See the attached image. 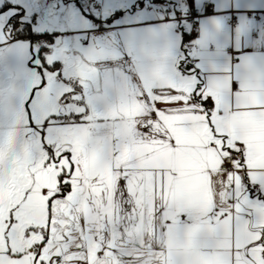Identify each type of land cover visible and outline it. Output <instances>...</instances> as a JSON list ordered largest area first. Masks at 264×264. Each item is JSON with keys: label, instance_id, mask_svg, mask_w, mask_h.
I'll list each match as a JSON object with an SVG mask.
<instances>
[{"label": "snow or ice", "instance_id": "snow-or-ice-1", "mask_svg": "<svg viewBox=\"0 0 264 264\" xmlns=\"http://www.w3.org/2000/svg\"><path fill=\"white\" fill-rule=\"evenodd\" d=\"M0 264H264V0H0Z\"/></svg>", "mask_w": 264, "mask_h": 264}]
</instances>
